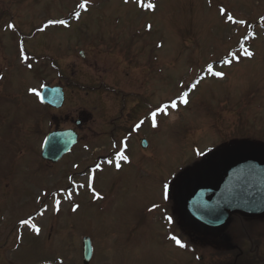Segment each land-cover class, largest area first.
Returning a JSON list of instances; mask_svg holds the SVG:
<instances>
[{"label":"rangeland","instance_id":"obj_1","mask_svg":"<svg viewBox=\"0 0 264 264\" xmlns=\"http://www.w3.org/2000/svg\"><path fill=\"white\" fill-rule=\"evenodd\" d=\"M80 2L0 0V244L8 239L7 246L14 249L23 236L31 253L27 264H35L38 242L30 244L40 236L19 221L45 204L49 212L31 217L37 226L49 228L52 218L59 226L65 219H74V246L79 244V233H90L101 235L96 245L121 250V258L107 253L94 264H166L165 247L169 246L148 242L150 234L141 237L130 228L118 231L116 224L105 219L138 218L146 205L162 201V181L171 185L223 145H264V27L259 20L264 16V0H212L211 4L208 0H151L157 6L154 12L135 0L128 4L90 0L87 12L79 9L81 16L74 20L72 14ZM220 6L253 25L255 38L248 41L255 53L252 59L232 66L217 63L237 48L247 31L245 26L225 23ZM49 19H70V28L53 25L38 31ZM8 24L15 28L9 29ZM21 42L30 69L20 60ZM210 62L227 76H206L189 94L187 105L179 104L169 109L168 117H158L157 129L146 121L132 132L151 110L186 90ZM56 85L65 91L64 106L57 111L28 91L35 88L41 93ZM79 120L84 125L78 128ZM56 130H77L81 141L53 167L40 154L46 135ZM125 133H131L127 135L130 163L122 162L121 171L103 164V171L96 173L94 187L103 199H92L86 187L74 188L72 181L86 185L85 173L92 165L112 158L113 143L119 144ZM143 138L149 142L148 159L141 153ZM169 188L170 197L173 188ZM69 189L74 193L72 201L60 196V212H55L51 193ZM42 192L49 195L38 202ZM72 203L80 204L76 212L71 211ZM225 234L245 253L238 258L236 252L237 264H260L249 252L260 245L259 256L264 254V220L232 217ZM223 254L220 251L217 259L209 254V264H226ZM6 258L10 264H22L19 256L6 253Z\"/></svg>","mask_w":264,"mask_h":264},{"label":"water","instance_id":"obj_2","mask_svg":"<svg viewBox=\"0 0 264 264\" xmlns=\"http://www.w3.org/2000/svg\"><path fill=\"white\" fill-rule=\"evenodd\" d=\"M42 96L45 104L57 109L63 106L64 92L60 87H46ZM77 143L78 135L72 130L50 133L41 157L57 163ZM142 145L148 147L145 141ZM173 190L183 219L203 234L223 232L231 214L264 217V150L241 144L222 147L183 174ZM91 252L87 239L86 264Z\"/></svg>","mask_w":264,"mask_h":264},{"label":"flooded vegetation","instance_id":"obj_3","mask_svg":"<svg viewBox=\"0 0 264 264\" xmlns=\"http://www.w3.org/2000/svg\"><path fill=\"white\" fill-rule=\"evenodd\" d=\"M84 121L86 122V120ZM151 173L153 172L149 171V175ZM161 200V202H156V200L150 203V205H146L144 210L145 213L136 219H129L128 217H123L121 215L114 219L107 218L105 220L116 224V229L118 231H123L127 228H130L131 233H142L141 237L145 233L150 234L152 237L147 240L148 242L151 240H157V242L169 246V248L165 247L166 252L164 259L167 262L166 264H209V254H211V258L215 254L217 259L220 257V251H222L224 253L223 255L228 259L226 264H235L237 255L233 237L231 235L228 236L227 234H213L209 239H206L207 237H204L203 235L196 232V230L189 227L181 219L176 210L172 196H170L166 201H163V198H161ZM153 204H157L159 207L149 211ZM39 209H41V206ZM39 209H37V211ZM48 210L49 209L47 207V212H49ZM165 216L171 217L172 222L169 223L164 218ZM73 221L74 224H76V220L74 219H65V221L61 222V225L59 226V221L56 218H52L49 228H44L38 224V227L41 229L39 234L40 239H37L38 241L33 240V242L30 244L34 245L38 242L37 245H34L36 246L39 253L37 254V259L35 260L38 261L35 264H81V262L84 264L83 239L85 237H90L92 241V260L90 264L98 262L99 259H102L107 253H109V255L115 253L114 258H121V255L119 254L121 253V250H119L118 247L117 249L113 250L107 248L105 245H96V239L97 237H101V235L95 236L87 233L88 236L87 234H85L86 236H82L83 233H79V235H77V241L79 243L78 245H80L81 241V245H77L78 247L74 246L76 234L73 233ZM170 235L177 236L186 245V247L179 248L173 241L168 239ZM20 238L22 239V243L16 245L14 249H12L7 246L9 242L8 239L3 241V237H1L3 242L0 244V264H10L5 260L7 259L6 253H11L12 257L14 258L15 256H19L21 259L20 262L22 264H27V260L31 256V253L26 250L28 247V240L24 241L23 236ZM218 242H220L221 245L218 244ZM253 249L254 252L251 250L249 253L254 256L256 261L262 263V257H257V255H254L259 249H261V247L257 245V247H253ZM56 250H60L61 253L57 254ZM244 254L245 253H241L239 255L244 257ZM166 256H169V261L166 260ZM247 258L251 259L249 256ZM99 263L104 264L103 262ZM11 264L14 263L11 262Z\"/></svg>","mask_w":264,"mask_h":264},{"label":"snow or ice","instance_id":"obj_4","mask_svg":"<svg viewBox=\"0 0 264 264\" xmlns=\"http://www.w3.org/2000/svg\"><path fill=\"white\" fill-rule=\"evenodd\" d=\"M90 0H81V2L76 6L77 11H75L72 15L78 20L81 16V13L79 9L82 10H87L88 4ZM130 0H124L125 4H128ZM209 4H211L212 0H208ZM135 3H137L141 8L150 10V11H155L156 9V4L151 2H145V0H135ZM219 15L222 18V20L231 25H241L245 26L247 31L246 34L241 36L238 40V45L237 48L234 50H231L227 52V54L222 57L217 63H219L221 66H232L234 64L241 63L245 58L247 59H252L255 55V53L250 49V46H248V41L250 39L255 38V33L253 31V25L249 23L245 19H237L231 12H229L225 7L220 6L219 9ZM261 26L264 27V16H261L259 18ZM53 25H61L64 27H69V20L68 19H49L47 20L41 28L38 29V31H44L45 29L49 28L50 26ZM7 27L9 29H14L15 26L13 24H8ZM152 25L148 24L147 29L151 31ZM158 47H162V45H158ZM19 57L20 60L26 64V66L30 69L32 67L31 63H28L29 57L27 56L23 43L21 42L20 48H19ZM202 75H199L194 82L191 83V85L184 91H181L178 95L177 98L172 99L170 102L167 103H162L159 106H157L155 109L151 110L144 119L139 120L132 128V132H137L139 131L142 126L145 124V122H149L151 124V127L153 129H157L159 127V120L158 117L161 115L164 117L169 116V109H177L179 104L187 105L189 103V93L193 90L196 89V87L200 84V82L206 78V76H212L214 78H219V79H224L227 76V73L225 71L221 70H216V67L214 63H207L204 68H202ZM2 79V77H0ZM183 88V85L181 86ZM30 93L33 95L37 96L41 102H43V96L42 94L37 91L35 88H30L28 90ZM131 135V133H129ZM113 152L111 153L112 158H108L101 161L96 162L94 165H92L89 169L88 172L85 173L87 183L85 184H79L76 185L74 181H72V178L69 177V180L72 181L73 187L74 188H87V190L91 193L92 199L97 200V199H103L102 194L96 190L94 187V182L96 179V173L98 171H103V164L107 165H114V167L119 170L122 165L121 161L130 163V158L128 155H126V149H127V137L117 143H113L112 145ZM74 167H78V165H74ZM161 193H162V198L164 200L169 199V184L167 181H162L161 182ZM78 194V193H76ZM49 193L47 192H42L38 195L37 201L39 202L41 196H48ZM73 191L71 189L69 190H62L61 192H53L51 193V196L54 198V204H53V210L57 213L60 212V205H61V199L59 198L60 196H63L64 199L68 201H72L73 199ZM159 207L157 204H153L152 208L149 209V211H152ZM80 208V204L78 203H72L71 206V211L76 212ZM47 211V205L41 204V211L39 212V215H43L44 212ZM169 223L172 222V218L165 216L164 217ZM20 224L23 226H28L31 228V230L39 235L41 229L33 223V220L31 217L22 219L20 221ZM171 241L175 243L179 248H185L186 245L175 235H170L168 237Z\"/></svg>","mask_w":264,"mask_h":264}]
</instances>
